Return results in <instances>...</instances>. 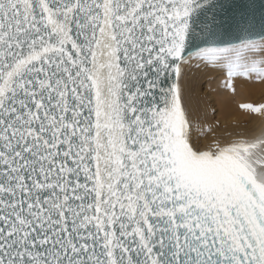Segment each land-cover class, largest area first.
<instances>
[{"label":"snow or ice","instance_id":"obj_1","mask_svg":"<svg viewBox=\"0 0 264 264\" xmlns=\"http://www.w3.org/2000/svg\"><path fill=\"white\" fill-rule=\"evenodd\" d=\"M193 59L264 80V3L0 0V264H264L259 143L201 149Z\"/></svg>","mask_w":264,"mask_h":264},{"label":"bare ground","instance_id":"obj_2","mask_svg":"<svg viewBox=\"0 0 264 264\" xmlns=\"http://www.w3.org/2000/svg\"><path fill=\"white\" fill-rule=\"evenodd\" d=\"M258 58L256 55L255 59ZM185 66H182L180 80L182 98L192 119L193 132L199 140L201 149L215 150L217 144L225 147L240 142L248 144L259 143V147L252 149L251 160L257 170V175L264 176V111L256 113L241 107L243 104L254 106L264 104V80L259 78L255 73L249 76L240 75L233 77L232 81L235 91H232L226 86L229 76L219 77L220 80L213 91L207 90L212 106H206L203 96L197 93V86L191 84L190 81L183 82L184 68V73L187 72V66ZM226 70L224 69L222 72H226ZM215 71L220 72L221 68L217 66ZM211 107H217L218 119L225 124V127L220 131L217 129V132H214L215 134H206L203 122L200 123L201 128L198 129L195 126V119L201 115L203 120H206L207 117L202 115V109L207 112L208 108ZM243 118H248V120L245 119L247 122L242 123L244 122Z\"/></svg>","mask_w":264,"mask_h":264},{"label":"rangeland","instance_id":"obj_3","mask_svg":"<svg viewBox=\"0 0 264 264\" xmlns=\"http://www.w3.org/2000/svg\"><path fill=\"white\" fill-rule=\"evenodd\" d=\"M261 56L259 54H257V58ZM260 58L256 59L259 60ZM187 66V67H186ZM186 71L185 74V68L183 71V82H187L190 81L191 84L197 86L198 90L197 93L200 94L201 96H203V99H205V104L206 106L211 104V101L209 100V94L208 91L210 92L213 91L214 87L216 86L217 82L220 80L219 77L222 76H228V68L226 65L224 64H218V65H212L209 64L207 62L204 61H199V60H195L193 59L190 63L186 64ZM221 68V71H215L216 67ZM224 69H227L226 72H222ZM214 70V71H213ZM193 80V81H192ZM205 107V105H203ZM201 107V105H200ZM204 116L207 117L206 120H203V118L201 117V115H199L195 120V126L196 128H201L200 127V123L203 122L204 127H205V131L206 134H215L214 132H217L216 130L218 129L223 130L225 127V124L223 122H220L218 117V110L217 107H211L208 108L207 112L202 109ZM245 123L247 121H245L246 118H243ZM242 119V121H243ZM248 120V118L246 119ZM224 124V125H223ZM199 126V127H198ZM220 127V128H219Z\"/></svg>","mask_w":264,"mask_h":264},{"label":"water","instance_id":"obj_4","mask_svg":"<svg viewBox=\"0 0 264 264\" xmlns=\"http://www.w3.org/2000/svg\"><path fill=\"white\" fill-rule=\"evenodd\" d=\"M234 2L245 3V4H253L254 3L256 5V7H259V5L261 3H264V0H234ZM238 19H239V17H238ZM252 22L255 23L258 27V25H259V13L258 12L256 13V18ZM234 34L243 37L246 33L239 31L238 29H234ZM254 38L258 39V37H254ZM233 42L239 43L238 40H234Z\"/></svg>","mask_w":264,"mask_h":264}]
</instances>
